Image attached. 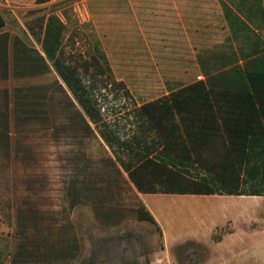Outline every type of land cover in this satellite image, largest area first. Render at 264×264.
<instances>
[{
  "label": "rangeland",
  "instance_id": "374dc122",
  "mask_svg": "<svg viewBox=\"0 0 264 264\" xmlns=\"http://www.w3.org/2000/svg\"><path fill=\"white\" fill-rule=\"evenodd\" d=\"M66 3L69 2L30 10L22 23L10 18V47L13 37L18 36L44 56L41 42L46 19ZM89 12L94 14L88 15L81 7V11L65 16L69 23L62 46L76 56L80 52L87 54L90 43L112 77L129 88L131 99L114 87L96 93L103 112L113 120L114 129L122 138L143 131L136 122L135 106L164 97L192 82L198 74L210 75V84L225 88L247 80L245 70L250 69V61L247 65L239 60L221 66L166 65L160 64L157 57L153 59L150 50H140L139 58L135 49L108 48L103 40L102 1L94 0ZM246 37L241 44L249 43L253 33ZM45 50L52 66L54 50ZM256 63L255 68L264 72V56ZM57 78L52 69L47 75L16 79L12 68L6 77L0 62V117L8 126L2 130L10 134L8 142L0 141V264L14 263L20 235L19 211L26 212L25 236L31 243L37 241L43 247L62 234L78 237L81 252L69 264H264V196L164 195L162 188L156 195L143 194L98 131L88 138L66 132L56 137L46 122L16 127L14 89L51 84ZM99 80L102 87L105 77L100 76ZM58 98L57 125L63 127L68 115L61 103L63 95L59 93ZM122 156L129 162L128 157ZM164 159L187 177L210 178L196 166ZM76 181L80 188H88L89 201L71 209L68 188ZM244 189L248 193L264 191L260 184L253 186L250 182ZM217 190L222 192L221 188ZM139 202L151 210L159 227L137 218ZM108 209L115 211L113 220L103 217ZM236 226L239 230L224 245H216Z\"/></svg>",
  "mask_w": 264,
  "mask_h": 264
},
{
  "label": "trees",
  "instance_id": "16d2710c",
  "mask_svg": "<svg viewBox=\"0 0 264 264\" xmlns=\"http://www.w3.org/2000/svg\"><path fill=\"white\" fill-rule=\"evenodd\" d=\"M46 1L38 0L39 3ZM10 40L9 34L0 35V62L6 77L10 68L16 79L47 75L52 69L58 76L51 84L21 85L14 89L16 127L46 122L56 137L66 132L88 138L98 131L138 192L143 194H157L158 188H162V193L168 195L264 196V191L248 193L244 189L249 182L264 188V72L246 73L248 91L210 89L199 81L135 106L136 122L143 131L122 138L114 129L113 120L103 112L96 93L114 87L131 99V92L123 81L112 77L90 43L87 54L80 52L76 56L63 45L51 66L36 48L20 37H13L11 47ZM37 40L41 41L40 36ZM100 76L105 77L102 87ZM59 93L64 97L61 103L68 115L63 127H58L56 118ZM4 128L7 130L8 126L0 117V141L8 142L10 134ZM165 157L185 166H196L210 178L187 177ZM217 188L222 192L218 193ZM87 189L80 188L77 181L70 185L71 209L89 201ZM113 211L108 209L103 217L113 220ZM137 218L159 227L142 202L137 207ZM27 226L26 212L19 211L20 235L13 264H69L80 255L75 234L69 237L62 234L57 241L42 247L25 236Z\"/></svg>",
  "mask_w": 264,
  "mask_h": 264
},
{
  "label": "crops",
  "instance_id": "0c3cea01",
  "mask_svg": "<svg viewBox=\"0 0 264 264\" xmlns=\"http://www.w3.org/2000/svg\"><path fill=\"white\" fill-rule=\"evenodd\" d=\"M66 1L69 3L50 13L44 24L41 42L44 56L48 59L45 49H52V59L55 58L56 50L63 44L64 32L67 31L69 23L65 16L81 11V7L88 15H93L94 12L89 11L94 0H48L43 3L38 0H0V35L8 34L10 18L22 23L21 19L30 10H40ZM101 1L103 40L108 48L135 49L139 58L142 57L140 50H150L153 59L157 57L160 64L166 65L221 66L236 64L237 60L247 65L250 61V69L246 68L245 74L247 71H258L255 68L256 62L260 56H264V0ZM248 33H253L250 42L241 44ZM211 79L210 75L198 74L192 82L180 88L202 81L208 88L215 90H249L247 80H243L236 87L225 88L210 84ZM232 219L236 221L238 218ZM238 230L236 226L234 231L216 245H224L228 237ZM247 230L250 232L249 227Z\"/></svg>",
  "mask_w": 264,
  "mask_h": 264
}]
</instances>
